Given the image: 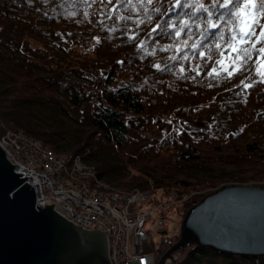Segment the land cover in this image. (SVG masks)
<instances>
[{"label": "trees", "instance_id": "obj_1", "mask_svg": "<svg viewBox=\"0 0 264 264\" xmlns=\"http://www.w3.org/2000/svg\"><path fill=\"white\" fill-rule=\"evenodd\" d=\"M175 3L0 0V131L20 132L57 154H80L122 193H194L170 209L168 219L181 225L189 208L226 184L264 185V77L256 71L264 54L252 50L246 68L227 77L235 18L215 21L219 29L203 21L183 29L189 17L178 19ZM206 30L223 38L206 39ZM213 69L220 74L210 75ZM151 124L159 135L149 133ZM158 232L147 248L155 264L179 237L166 225ZM176 253L172 264H264V256L196 244Z\"/></svg>", "mask_w": 264, "mask_h": 264}, {"label": "water", "instance_id": "obj_2", "mask_svg": "<svg viewBox=\"0 0 264 264\" xmlns=\"http://www.w3.org/2000/svg\"><path fill=\"white\" fill-rule=\"evenodd\" d=\"M0 145V264H112L106 233L87 230L37 203ZM196 244L234 256H264V187L226 184L185 213L174 251Z\"/></svg>", "mask_w": 264, "mask_h": 264}, {"label": "built area", "instance_id": "obj_3", "mask_svg": "<svg viewBox=\"0 0 264 264\" xmlns=\"http://www.w3.org/2000/svg\"><path fill=\"white\" fill-rule=\"evenodd\" d=\"M7 135L13 136V143L19 147H9L14 154L6 151L7 158L17 171H27V182L34 187L37 203H54V209L73 223L103 230L109 240L112 264H155L154 251L147 248L155 232L164 228L165 219L151 191L122 193L111 189L81 155L52 153L24 136L20 148L19 136ZM177 257L174 254L166 264Z\"/></svg>", "mask_w": 264, "mask_h": 264}, {"label": "snow or ice", "instance_id": "obj_4", "mask_svg": "<svg viewBox=\"0 0 264 264\" xmlns=\"http://www.w3.org/2000/svg\"><path fill=\"white\" fill-rule=\"evenodd\" d=\"M122 3H131V0H121ZM140 3L153 4L154 0H139ZM156 3H159V0H155ZM175 8L180 9L175 14L179 19L181 16L189 17V20L183 21V29L189 28V21L195 23L196 21H203L207 24L209 29H219L220 24L215 21H222L223 23H228L229 19L235 18L234 23L230 31L235 32V35H232L228 38L226 42V51L228 52V58L232 60L231 70L229 71L228 67H224V71L227 73V77H232L238 70H244L246 68V62L252 58V50H256L261 54H264V47L256 49V44L261 43V40L264 39V25L260 24L261 16L264 15V0H211L210 4L206 6V0H176L174 5ZM184 9H191V11H184ZM219 9H227V12H220ZM153 11H159L157 8H153ZM227 17V19L225 18ZM167 24L168 21H165ZM159 27V26H158ZM174 27H176L174 25ZM260 27V34L257 36L256 28ZM177 30L175 35L179 37L182 34V30ZM157 29H153L156 31ZM166 32V30H165ZM171 36L172 33H167ZM205 38L208 39L209 36L215 38L217 36L222 37V34L216 31L208 33L205 32ZM256 36V41L251 45V49L244 47L247 44L251 37ZM135 36L130 37V39H135ZM187 44V41L184 42ZM203 46L193 45V48ZM142 47V45H141ZM222 46L220 44L216 45V48L219 49ZM223 57L225 52L220 53ZM234 54V56L232 55ZM193 55L204 56L205 53H195ZM183 59H188L187 56ZM261 61L256 65L257 74L264 77V56L261 57ZM218 64L223 65L224 61H217ZM159 68V65H156ZM251 71V69H247ZM183 71V69H181ZM210 75L218 76L220 73L216 69H213ZM226 77V78H227ZM264 83V79L260 81ZM243 83V81H242ZM252 84H245L244 87H252Z\"/></svg>", "mask_w": 264, "mask_h": 264}, {"label": "rangeland", "instance_id": "obj_5", "mask_svg": "<svg viewBox=\"0 0 264 264\" xmlns=\"http://www.w3.org/2000/svg\"><path fill=\"white\" fill-rule=\"evenodd\" d=\"M7 132L8 133H15V134H17L19 136V138L17 140L18 141L17 144H19L20 148H22L21 145H22V143L24 141V139H23V136H24L28 142L32 141L34 144L39 145L40 147H43L46 150L51 151L52 153H55L54 151H52V150L46 148L45 146H43L40 142L35 141V140L27 137L26 135L20 133V132H13L12 130L7 129V130H3L2 132L0 131V137L4 136ZM149 133L152 134V135H159L160 134L159 131L157 130V128L154 125H152V124L149 125ZM7 134H6V136L4 138H0V145L5 151H7V153H8V151L9 152L11 151L14 154V152L11 149L14 148V150H15V148H19V147H17V145H14V146L12 145V143L15 140L12 138L13 136L7 135ZM4 143H7V146L4 145ZM29 145H30V143H29ZM15 153H17V151H15ZM68 154H71V153H68ZM15 170L17 171V168H15ZM250 187H264V185L250 186ZM193 195H194V193H190V194H187V195L185 194V197H184V195H180L178 193H169V194H166L165 196L160 197V198H159L160 195H158V199H154L155 197H153V201L155 200V205L160 210L164 211V213L163 212L162 213H163L165 219H166L165 215L167 214V219H168V216L172 217V213L170 212V209L172 208V206L175 204L176 201H182L183 198L185 199V201H188L189 198H191ZM152 196H154V195H152ZM167 219L164 222V224H166L167 229H169L173 234H175V230H177V228H178V235H179V230H180V226H181L180 223L176 222V221H171L170 219L167 220ZM160 236H161L160 232H155L154 240L157 242L159 240ZM177 241H178V239H177ZM108 244H109V240H108ZM149 245H151V243Z\"/></svg>", "mask_w": 264, "mask_h": 264}, {"label": "bare ground", "instance_id": "obj_6", "mask_svg": "<svg viewBox=\"0 0 264 264\" xmlns=\"http://www.w3.org/2000/svg\"><path fill=\"white\" fill-rule=\"evenodd\" d=\"M13 145H15V143H13ZM77 155H80V154H77ZM18 172H20V173H22V177H25L26 175H27V171L26 170H24V169H19V171ZM28 179V178H27ZM27 179H26V181H27Z\"/></svg>", "mask_w": 264, "mask_h": 264}]
</instances>
